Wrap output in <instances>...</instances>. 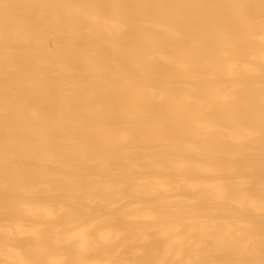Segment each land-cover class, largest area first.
Segmentation results:
<instances>
[{
  "label": "bare ground",
  "instance_id": "bare-ground-1",
  "mask_svg": "<svg viewBox=\"0 0 264 264\" xmlns=\"http://www.w3.org/2000/svg\"><path fill=\"white\" fill-rule=\"evenodd\" d=\"M0 264H264V0H0Z\"/></svg>",
  "mask_w": 264,
  "mask_h": 264
}]
</instances>
